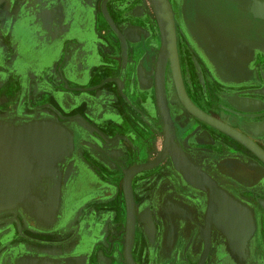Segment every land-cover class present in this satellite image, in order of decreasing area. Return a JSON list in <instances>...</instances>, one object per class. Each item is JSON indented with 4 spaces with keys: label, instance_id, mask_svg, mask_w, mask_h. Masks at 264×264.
<instances>
[{
    "label": "crops",
    "instance_id": "obj_1",
    "mask_svg": "<svg viewBox=\"0 0 264 264\" xmlns=\"http://www.w3.org/2000/svg\"><path fill=\"white\" fill-rule=\"evenodd\" d=\"M24 2L6 0L0 7V264H128L124 180L132 167L159 151L165 132L160 108L151 86L135 88L133 79L146 77L133 78L113 36L99 37L93 54L39 56L38 39L54 28L38 21L36 8L27 10ZM112 5L132 17L124 25L142 29L133 22L144 0ZM248 12L264 20V0H254ZM233 29L227 42L211 46L210 101L200 107L264 148V42ZM130 39L136 47L131 33ZM33 42L34 53L28 54ZM196 128L198 134L186 140L192 161L234 202L264 204V164L213 128L203 123ZM165 168L142 170L132 179V258L137 264H198L197 192L203 190L183 178L178 205L190 218L171 211L162 203L172 198L163 193ZM228 181L238 187L228 188ZM253 212V229L237 232L244 235L242 245L233 246L234 234L222 232L226 247L212 252L207 264H263ZM170 226L176 244L174 237L168 240ZM260 226L264 230V217ZM189 240L195 249H185Z\"/></svg>",
    "mask_w": 264,
    "mask_h": 264
},
{
    "label": "flooded vegetation",
    "instance_id": "obj_2",
    "mask_svg": "<svg viewBox=\"0 0 264 264\" xmlns=\"http://www.w3.org/2000/svg\"><path fill=\"white\" fill-rule=\"evenodd\" d=\"M5 2H6V0H2L0 2V7H3ZM64 2H65V0H64ZM248 2L247 3L241 2V4L235 8V6L233 7L230 4L231 3L230 0H222V4L220 5V7L214 6L210 9L209 14H211L212 16H215V19H217L216 22L211 24V26L215 27L216 25H219L218 27H220V28L222 27V31H223V34L220 36L217 35V37L215 36L216 38L212 35L211 41L209 40V31H205L203 29L204 27L209 29V22H207V20H205V19L204 20H202V19L198 20L199 10L201 9V11L203 12V10H206V9L203 7L196 9V11L192 15L193 21L190 23L191 29L193 32V35H192L193 37H192L191 43L194 47L192 49H189L188 47L191 46V44L190 45L185 44L187 46L186 50H188L189 57L184 56V60L182 58V53L180 50V43L178 42V40L180 39L181 43H183V41H184V43H187V42L190 43V40H189L188 36L182 32L180 26H179V35H178V32H177V26H178L177 23L178 22H177L176 17L174 16V23H175V30H176V48H177V54H178V60H179L180 72H181V77H182V81H183V85H184V90H185L186 95L188 96L189 100L198 109H200L201 111H203L206 114H208V113L205 112L203 109H201L200 106H207V102L210 101V70H211L210 55H211V51L213 49L211 46L217 45V44H222V42L223 43L227 42L226 38L228 37V34H231L233 32L234 26H237V29H239V28L244 29V31L248 34V36L251 35L250 38H252V36H253L252 41H254V40L258 41L259 40L261 42H264V27H263L264 26V20L257 18V17H255L254 14L248 12V9H252L253 4H254V0H248ZM24 3H25V7L27 8V10H29L30 8H33V7H35L37 10V6H35L36 3L34 6H32V4H33L32 0H25ZM170 3L172 6L171 0H170ZM105 7L107 10V13L110 15V19L113 22L114 27L117 30V33L110 32L107 35H101L99 33L96 38L97 39L99 37H100V39L104 38V37L106 38L110 34H115L116 39L120 45L119 46V48H120V50H119V56L120 57L119 58L122 60V63L124 62L125 66L130 67V68L132 67L131 72H133V78H134V76L135 77L139 76L138 73L140 70L143 69V71H144V76L146 77V79L144 81H142V80L138 81V80H136L137 78L133 79L132 83L134 84L135 88H137V86H138L139 88H145L146 89L147 87L150 88V86H151V90L153 91L155 103L159 106L158 99H157V91H156V67H157L158 58H159V51H158L156 60L154 62V66L149 67L148 63L146 62L147 60H146L145 56H144V59L142 62L134 63L133 58L131 56V54H132L131 49H133V47H135V46H133V44L130 42L131 41L130 33L133 35H136V31L133 30L132 28L124 25L126 22L131 20L132 17L129 15L123 16V14L119 13L115 9V7L113 8V5H111L110 8H108L107 4H105ZM254 9H257V7L254 6ZM113 10L115 11V13L113 12ZM129 10H131V9H129ZM172 11H173V7H172ZM36 12L38 13V11H36ZM116 12H118V14ZM136 13L139 15V19L134 20L133 23L135 25L140 26L143 29V31L147 32L150 35V31L154 28V26H153L154 22L150 17L151 14L148 11H146L145 6H142V9H138L136 11ZM173 14H174V11H173ZM262 14L264 16V13H262ZM113 15L115 16L116 19L113 18ZM40 16H41V12H40ZM153 16H154V14H153ZM216 17H218V18H216ZM218 20H220L222 22L221 24H223V25H220L219 23L216 24L218 22ZM100 24L102 25V28H103L104 25L102 24V22H98L97 27L101 26ZM216 28H217V26H216ZM99 31H101V30H99ZM127 37L129 38L130 41L128 40ZM78 42L79 41H76L74 45H76V43H78ZM96 42H97V40H96ZM146 43H148V40ZM97 44H98V42H97ZM147 45L144 48V53L146 52ZM196 46H197V49H195ZM86 47H88V45ZM202 47L205 48L206 51L204 49H201ZM123 48L126 49L125 51H127L129 49V55L128 54L124 55ZM159 50H160V48H159ZM92 51H93V48L92 49L89 48V51L86 54H91ZM70 54L83 55V54H75V53H70ZM70 54H69V52H65L63 55H70ZM39 56H41V55H39ZM168 64L169 63L167 61L166 72H165V89H167L166 95H167V100H168V107H169V111H170L171 120H172V123L174 125V132H175L174 147L181 154V156L184 157L185 160H187L193 166L198 168L199 171L206 174L214 182V185L218 190L225 193V190L222 187L223 185L220 184V182L213 179L212 176L205 169H203L199 164L192 161V159L190 158V156L188 154V150H187L188 145L186 144V140L190 139V137H192L191 135L198 134L196 131L197 130L196 125L200 126L201 123H203L205 126H208L209 128H213L217 132H220L221 135H223L227 138H230V139H233V138L227 136L226 134H224L220 130L206 124L205 122H203L199 118L195 117L192 113H190L188 111V109L183 105L178 93H177V96H178V99H179L180 103L182 104V106H180V108H178L179 112H176V114H175V110H177V109L172 108V106H170V103H169V95H168V77H169L168 73H169V70L171 71V75H172L174 85H175V81H174V75L172 73V69H170L171 67L169 68ZM186 65H188L190 67V74H191L190 75L191 76L190 82H189V77H187V75H186L187 74L186 70H185ZM170 66H171V64H170ZM195 66L203 67V70L205 72L204 73V80H205L204 88H202L201 85L199 84V80H198V76H197V73L195 70ZM146 69L148 70V72L146 71ZM148 76H149V78H148ZM131 79H132V77H131ZM151 83H152V85H151ZM190 83H192V84L190 85ZM143 85H145L146 87H144ZM263 88H264V86H263ZM175 89L177 92L176 85H175ZM159 108H160V106H159ZM160 113H161L162 122H163L164 129H165V132H164V134H163V136L159 142V143H161L160 149H159V151H156L154 153V155L150 161L140 163L136 166H141V165L149 164V163L153 162L154 160H156L159 157L160 153L162 152V149H163L165 142H166V126L164 123V119H163L161 109H160ZM208 115L213 117L210 114H208ZM213 118H215V117H213ZM215 119H217V118H215ZM217 120H219V119H217ZM219 121L225 123L222 120H219ZM192 123L196 124V125H194V127L191 128L192 131H190V133L188 131H186L188 133L185 132L186 136L184 135V137H182V135L184 134L183 130L186 129L187 127H189L190 125H192ZM225 124H227V123H225ZM228 126H230V125H228ZM230 127H232V126H230ZM232 128H234V127H232ZM234 129H236V128H234ZM199 135H200V137L202 135L204 136V133L203 132L199 133ZM179 138L181 140L182 139L185 140L184 141L185 143L183 142V143L179 144V141H178ZM240 145L243 146L242 144H240ZM243 148H246V147L243 146ZM246 150L251 152L247 148H246ZM252 154L255 156L254 153H252ZM136 166H134V167H136ZM159 166L166 167L165 168L166 170L164 171L165 175H166V180L161 181V183L164 184L163 185V190H164L163 193L164 194L167 193V194H170L172 196V198H165L162 201V203L169 204V209H171V211L177 212L179 210L181 214L186 215L187 218H190V215L186 211L181 209L178 205L179 200H181V195H182L181 190H182V188L183 189L186 188V183H185L184 179L187 182H189L190 184H192L187 178L188 171L184 170L179 164L175 163V160L171 154H167L166 156H164L162 161H160L159 163H157L156 165H154L148 169H154V168H157ZM134 167H132V168H134ZM148 169H146V170H148ZM168 176H171V178ZM226 185L228 188H237L238 187V184L231 182V181H228L226 183ZM200 188L203 190V193L197 192V196L199 199H201V205L199 207V210H202V212H201V215L198 216V218H199V220H201L202 223H200V227H201V229H200V240H199L200 243L199 244L197 243L196 248L198 250H201L199 263H200L203 255H204V252L208 248L206 260L204 262V264H207V260H208L210 254L212 252H216V251L218 252V251L224 250L226 247V245L224 244L226 238H224L225 236L222 234V232L227 233V234H230V233H228L227 231H225L222 228V226L224 225V224L222 225L223 216H221L222 217V219H221V217L218 215V213H219L218 210H216L214 212V215L211 216L212 218H210V223H211L210 229H208L209 204H210V197H211L212 192L207 185L203 184L200 186ZM188 192H192V191L189 190ZM174 198H176V199H174ZM126 203H127V201H126ZM238 203L235 202V205L237 204V207H238L237 209H239L241 211V214L243 212L247 211L250 220H251V216H250L251 214L249 212H251V211L253 212L254 208L256 211L259 210L258 211L259 213H257L256 211H254L255 213L253 212V215H255L256 220L258 221L256 223V231H255L256 238H255L254 242L259 243L258 246L264 247V230H262V228L260 226V220H261V218L264 217V204H262V202H258V206L255 204V206H256L255 207L249 201L244 202V203L243 202L242 203L238 202ZM235 209H236L235 207H232L231 212L233 213V211ZM199 213H200V211H199ZM127 216H128V211H127ZM135 218H136V208H135ZM250 223H251V226H250L248 232L253 229V223L251 221H250ZM254 229H255V227H254ZM233 232H231V233L237 234L239 237L242 238L241 234L237 233L239 231H235L236 233H233ZM167 235H168V240L170 242L173 241V237H174V242H175V244L177 243L178 236H176V238H175L174 230L171 226L168 229ZM126 241H127V231H126ZM240 243L239 244L242 245V242H240ZM184 246H185V249H187V250L190 247H191V249H195L193 240H189L188 242H186V244ZM233 246H238V245L235 244ZM218 259H219V262L222 263V261H220V257H218ZM263 260H264V256H263ZM263 260L261 262L264 264ZM251 263L254 264V261L251 260Z\"/></svg>",
    "mask_w": 264,
    "mask_h": 264
},
{
    "label": "rangeland",
    "instance_id": "obj_3",
    "mask_svg": "<svg viewBox=\"0 0 264 264\" xmlns=\"http://www.w3.org/2000/svg\"><path fill=\"white\" fill-rule=\"evenodd\" d=\"M86 0H32L33 4L37 6L38 11V21L42 20V22L45 24V26L49 25L54 28L52 32L44 31L42 38L38 39V54L41 56H47L52 55L54 57L63 55L65 52L75 53V54H86L89 51V48L92 49L94 47L95 51L97 49V35L100 33L101 35H106L110 32L117 33L116 28L113 25V22L110 19V15L105 13V4H107L108 8L112 4H114L118 0H96L94 3L92 0H87L89 4L85 2ZM172 1V7L174 11V16L177 19V32L179 35V26L182 30V32L188 36L190 43H181L180 39L178 42L180 43V50L182 53V58L184 60V56L189 57V53L186 45H190L188 48L192 49L194 46L191 43L192 40V29L190 23L193 21V13L198 8H205L206 10H203V13L201 9L199 10L198 20H207L209 22V29L204 27L203 29L205 31H209V40L211 41L212 35L217 37V35H222V27H218L219 25L211 26L214 22H216L217 19H215V16H212L209 14V11L212 7H220L222 4V0H171ZM230 4L235 8L238 7L241 2L247 3L248 0H230ZM250 2V1H249ZM248 2V3H249ZM93 3V4H92ZM83 6V7H82ZM144 6L146 11H148L151 14V19L153 20L154 28L150 31L148 43L146 38V32L140 29L139 31H136V35H132L133 39L136 40V47L131 49L132 52V58L133 62L140 63L143 61L144 56L146 57V62L148 63L149 67L154 66V62L156 60L161 40H160V34L158 30V25L156 23L155 17L153 16V9L150 4L149 0H144ZM96 7V8H95ZM106 8V7H105ZM41 12V16H40ZM113 18L115 16L113 15ZM218 18V17H216ZM98 22H102L104 25L103 29L101 31L97 30V24ZM39 23V22H38ZM41 23V22H40ZM39 23V24H40ZM90 24L89 28L84 29L83 26L86 24ZM221 24L222 22L218 20L216 24ZM47 24V25H46ZM180 24V25H179ZM156 26V27H155ZM98 31V32H97ZM30 34V33H28ZM50 35V36H49ZM48 36V37H47ZM109 36H113L115 38V41H117L115 34H111ZM215 37V38H216ZM214 38V39H215ZM78 39V40H77ZM85 40V41H82ZM120 39V38H119ZM81 40L82 43L79 41ZM76 41H79L75 44ZM118 42V41H117ZM116 42V43H117ZM32 43V42H31ZM29 44V47L26 48V51L28 54L34 53V42L33 44ZM148 44V45H147ZM186 44V45H185ZM88 45V47H86ZM147 45L146 52L144 53V48ZM133 46H135L133 44ZM197 49V46L195 47ZM204 49L205 48H201ZM126 49L123 48L124 55H129V49L125 51ZM206 51V50H205ZM23 52V51H22ZM24 52V53H25ZM107 53H109L108 50H106ZM130 52V53H131ZM96 53V52H95ZM141 59V60H140ZM132 69H130L131 71ZM186 75L190 79V67L186 65ZM195 70L198 76L199 84L202 88L205 86V80H204V70L203 67L195 66ZM148 72V70L146 69ZM169 77H168V95H169V103L172 108L177 109L176 112H179L178 108L182 106L180 103L177 92L175 89V85L172 79L171 71L169 70ZM139 75V76H138ZM138 77L144 76L143 69L139 71ZM136 80L139 81L137 78ZM132 81V80H131ZM192 83H190L191 85ZM146 87L145 85H143ZM142 87V86H141Z\"/></svg>",
    "mask_w": 264,
    "mask_h": 264
},
{
    "label": "water",
    "instance_id": "obj_4",
    "mask_svg": "<svg viewBox=\"0 0 264 264\" xmlns=\"http://www.w3.org/2000/svg\"><path fill=\"white\" fill-rule=\"evenodd\" d=\"M2 0H0L1 2ZM154 10L158 24L160 26L162 46L159 53L158 63L156 67V91L157 99L162 111L164 123L166 126V142L160 153L159 157L149 164L136 166L132 168L124 180V191L127 201V241L125 248V258L128 264H136L132 259V244L134 238V226H135V207L132 194V178L134 175L142 170H146L160 161L163 160L164 156L171 154L175 160V163L179 164L184 170L188 171L187 178L195 186L207 185L212 194L210 197L209 204V218H208V229H210V218L214 215V212L218 210L221 214L228 216L232 215V207L238 208L235 202L229 198L225 193L219 190L222 202L219 204L215 201V197L218 192L215 189L214 182L203 172L199 171L198 168L193 166L174 147V125L171 120L170 111L168 107V100L165 89V72L168 59L170 60L172 73L174 75V81L177 88L179 97L183 105L192 113L195 117L199 118L206 124L220 130L227 136L233 138L249 150L254 153L264 164V149L253 141L250 137L243 134L242 132L228 126L227 124L209 116L200 109H198L188 98L184 90V85L180 72V65L178 60L177 48H176V30L174 23V14L170 0H149ZM105 13L107 14V10ZM259 17V16H258ZM191 170L196 172L192 174ZM208 248L204 252V255L199 264H204L207 256Z\"/></svg>",
    "mask_w": 264,
    "mask_h": 264
},
{
    "label": "bare ground",
    "instance_id": "obj_5",
    "mask_svg": "<svg viewBox=\"0 0 264 264\" xmlns=\"http://www.w3.org/2000/svg\"><path fill=\"white\" fill-rule=\"evenodd\" d=\"M153 14H154V17H155V20H156V23H157V25H158V30H159V34H160V40H161V45H160V49H161V46H162V37H161V31H160V26H159V24H158V20H157V18H156V15H155V13H154V10H153ZM159 53H160V50H159ZM168 65H169V68L171 67L170 66V60L168 59ZM171 69V68H170ZM166 93H167V89H166ZM178 93V92H177ZM248 149V148H247ZM251 151V150H250ZM256 156V155H255ZM191 172H192V174L193 175H195L196 174V172L194 171V170H191ZM215 189H216V191L218 192V194L216 195V197H215V201L217 202V203H221L223 200H222V198H221V196H220V193H219V190L215 187ZM217 215V214H216ZM218 215L221 217V216H223V220H222V228L225 230V231H227L228 233H231V232H233V233H236L235 231H241V232H243L245 235L247 234V233H249L248 232V230H249V228H250V226H251V223H250V218H249V216H248V214L246 213V212H243L242 214H241V211L239 210V209H235L234 211H233V213H232V215H230V216H228V215H226V214H221V213H218ZM226 217V218H225ZM221 219H222V217H221ZM237 234H234V237H233V235H230V241H231V244L232 245H240L241 243L240 242H243V236L244 235H242V238L241 237H239L238 236V238H237ZM240 243V244H239Z\"/></svg>",
    "mask_w": 264,
    "mask_h": 264
}]
</instances>
